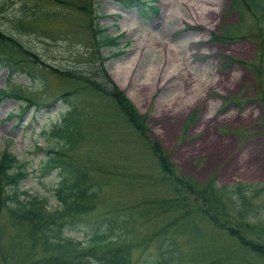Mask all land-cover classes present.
Listing matches in <instances>:
<instances>
[{"label": "rangeland", "instance_id": "obj_1", "mask_svg": "<svg viewBox=\"0 0 264 264\" xmlns=\"http://www.w3.org/2000/svg\"><path fill=\"white\" fill-rule=\"evenodd\" d=\"M150 1L156 9L144 14L117 0H0L3 29L13 31L46 61L72 72L100 65L143 114L145 136L122 130L119 123V130L111 132L109 121L98 135L95 120L93 124L81 118L83 138L69 154L81 165L73 173L76 178L84 169L85 178L96 180L100 191L80 203L91 208L77 214V230L71 233L86 236L84 227L102 216L111 220L116 214L131 215L130 220L126 217L127 226L121 221L128 237L121 231L118 236L109 234L126 248L127 264L159 257L160 233H155L164 226L177 240V264H264L263 253L242 246L226 228L196 210L173 225L169 224L173 209L141 211L139 206L147 195L165 197L171 186L167 178L156 176L157 156L149 139H155L174 168L196 185L212 179L264 180V36L259 12L243 0ZM191 2L214 10L193 22ZM94 20L106 34H117L115 45L97 41ZM37 71L36 78H29L0 65V86L19 88L36 100L24 105L11 93L0 95V149L6 146L24 160L28 171L20 186L53 205L51 187L57 175L53 168L41 169L40 162L52 140L47 126L62 106L55 96L75 81L41 68ZM72 97L83 111L90 105L101 107L85 91ZM196 201L206 206L201 196ZM211 202L223 209L226 225L245 229L251 223L248 234L264 239V181L242 213L219 193L211 196ZM7 217L1 209L0 264H27L29 257L14 246L28 242L26 226L8 223ZM115 237L107 238L111 240L107 244Z\"/></svg>", "mask_w": 264, "mask_h": 264}, {"label": "trees", "instance_id": "obj_2", "mask_svg": "<svg viewBox=\"0 0 264 264\" xmlns=\"http://www.w3.org/2000/svg\"><path fill=\"white\" fill-rule=\"evenodd\" d=\"M117 1L122 5H133L144 14L156 9V5L150 0ZM243 2L249 8L259 12L258 26L264 36V0H243ZM93 14L96 15L95 12ZM91 26L93 30L99 32L95 37L98 42L113 45L117 43L115 39L117 34H106L103 32L104 26L99 25L96 20ZM0 65L6 66L9 72L19 71L29 78H36L37 70L41 68L75 81L70 89L61 90L55 96L60 99L62 106L58 109L56 118L47 126V134L52 140L45 148L40 162L41 169L53 168L57 175L51 187V193L55 199L53 205H49L43 196L20 186V179L28 171L24 160L6 146L0 149V210L2 209L8 215L6 218L8 223L23 222L22 224L26 226L28 242L23 244L18 242L14 246L29 257L27 264H127L129 260L127 251L124 246L118 244L120 240L117 241V234L121 231L124 237L130 235L123 232L121 221H124L127 226L126 217L130 220L131 215L116 214V217L111 220L102 216L96 222L84 227L82 233L86 236L78 237L71 233L74 229L77 230L74 223L75 218L80 216L77 214L91 208L89 204L80 203L90 201L89 197H94L100 191V187L96 180L85 178L84 169L79 170L75 178L73 170L79 169L78 166L81 164L72 160L69 154L73 152V145L83 138L82 117L89 119V122L93 124L95 120L94 129L98 135L106 131V124L109 121L112 124L109 130L111 132L119 130V123L122 130L128 129L136 135L145 136L146 125L143 114L136 110L100 65L94 64L91 71L72 72L69 68L46 61L38 51L25 44L13 31L5 30L1 26ZM80 91H85L94 97L92 100H97L96 104L100 103L101 107L90 105L85 111L79 108L72 93ZM8 93L20 98L19 102H24V105L36 102L31 96L23 94L19 88L10 91L0 87V95ZM13 112L15 111L12 110L9 114ZM149 145L157 156L158 165L154 167L156 176L161 175V179L167 178L171 186L170 192L165 197H163L165 194L158 193L140 199L141 211L145 208L155 211L166 207L173 209L171 217L173 221L170 220L172 223L169 221V224L174 225L179 218L196 210L216 226L226 228L243 244L242 246L264 254V239L251 237L248 234L250 232L248 229L253 224H243L245 229L241 226L226 225L223 209L219 211V206L211 202V196L219 193L230 202L236 212L242 213L246 210L245 207H248V199L261 190L264 180L238 179L225 183L212 179L206 184L200 183L199 186L192 180H186V177L174 168L171 160L159 149L155 139H149ZM106 168V166L102 168V172ZM158 170H161L160 173ZM199 196L202 200H206V206L196 203ZM215 200L217 202V198ZM257 208L260 209L262 206ZM121 209L123 211L125 208ZM165 230L167 229L164 226L155 233V235L160 233L156 244L159 257L144 258L141 264H177L179 255L177 240L171 231L167 233ZM110 231L117 236L109 235ZM126 231L129 232V229ZM114 237L115 241L108 245L107 241L111 240L107 238Z\"/></svg>", "mask_w": 264, "mask_h": 264}, {"label": "bare ground", "instance_id": "obj_3", "mask_svg": "<svg viewBox=\"0 0 264 264\" xmlns=\"http://www.w3.org/2000/svg\"><path fill=\"white\" fill-rule=\"evenodd\" d=\"M204 3H196V2H191L189 3V15L193 22L197 21V19H200L201 16L206 15L207 13H211L214 10V7H206ZM201 20V19H200ZM130 61L129 65L127 68L130 66Z\"/></svg>", "mask_w": 264, "mask_h": 264}]
</instances>
